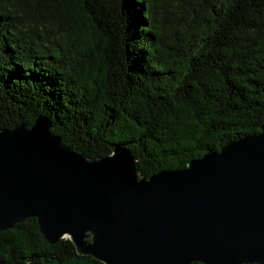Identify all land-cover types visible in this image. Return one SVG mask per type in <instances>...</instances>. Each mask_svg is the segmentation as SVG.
<instances>
[{
  "label": "trees",
  "instance_id": "16d2710c",
  "mask_svg": "<svg viewBox=\"0 0 264 264\" xmlns=\"http://www.w3.org/2000/svg\"><path fill=\"white\" fill-rule=\"evenodd\" d=\"M38 115L88 157L129 148L146 176L258 134L264 0H0V128ZM0 264L104 263L28 217L0 230Z\"/></svg>",
  "mask_w": 264,
  "mask_h": 264
},
{
  "label": "water",
  "instance_id": "95a60500",
  "mask_svg": "<svg viewBox=\"0 0 264 264\" xmlns=\"http://www.w3.org/2000/svg\"><path fill=\"white\" fill-rule=\"evenodd\" d=\"M52 126L0 128V230L35 217L104 264H264V123L150 176L129 148L88 157Z\"/></svg>",
  "mask_w": 264,
  "mask_h": 264
}]
</instances>
